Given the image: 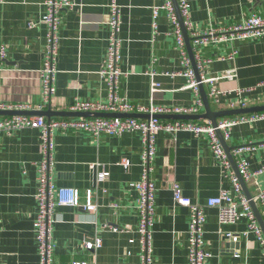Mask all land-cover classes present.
<instances>
[{"label": "crops", "instance_id": "obj_1", "mask_svg": "<svg viewBox=\"0 0 264 264\" xmlns=\"http://www.w3.org/2000/svg\"><path fill=\"white\" fill-rule=\"evenodd\" d=\"M43 1L0 0V48L3 47L5 52V58H0V104L12 107L28 104L34 109L43 103L39 73L46 44V28L40 22L45 15ZM72 1L74 10L60 13L55 92L50 105L43 111L69 112V106L76 101L108 103V85L98 73L110 35V0ZM186 1L190 22L199 31L238 26L250 15L264 17V0ZM116 4L119 68L126 74L119 79L118 95L143 107L151 104L178 108L193 106L196 95L186 88L180 51L169 35L170 24L163 12L157 18L158 35L152 41V7L160 5L161 0H116ZM29 22L33 27L29 28ZM231 48L237 51L234 59L222 60L220 57ZM198 50L203 59L210 61L205 69L206 77L215 78L230 70L236 75L233 79L215 83L219 90L230 94L222 96L219 105H213L208 99L212 111L235 110L228 109V103L238 99L236 89H252L242 96L247 101L264 96V88L258 87L264 82V37L234 42L231 46L210 44ZM150 69L156 72L154 81L159 84L154 94L146 74ZM163 73L181 75L170 77ZM203 88L207 95V87ZM261 105L264 101L250 104V107ZM13 112L0 111V118L10 117ZM34 112L38 111L24 113L37 116ZM203 113L202 105L197 115ZM43 117L46 120L64 118ZM74 118L78 117H65ZM136 119L148 117L137 114ZM261 140H264V122H257L234 127L225 143L231 148ZM52 141L55 185L77 190L81 202L85 192L91 190L97 205L93 214L82 208H56L52 264H140L138 193L131 186L141 176L140 134L102 136L96 141L82 131H55ZM242 157L248 161L251 171L264 167V150ZM121 159L128 160L130 165L127 168L119 166ZM40 160V130L22 129L10 136L0 133V264H39L34 222L38 210L35 194ZM101 171L109 175L103 183L96 184L95 175ZM152 180L155 183V210L151 228V264H187L188 215L185 208L174 204L171 181L179 184L185 197L200 205L217 197L222 189L232 197L235 192L229 180L224 178L211 153L209 138L204 134L179 132L174 141L168 134L159 133L155 137ZM256 182L263 186L264 174L257 176ZM247 190L254 195V186L247 185ZM205 215L203 240L205 250L210 254L205 264H264V248L255 234L244 235L247 231L245 219L221 226L217 208H206ZM113 228L119 231H113ZM219 232L239 238L231 241ZM95 237L101 239V247L85 250L83 244Z\"/></svg>", "mask_w": 264, "mask_h": 264}, {"label": "built area", "instance_id": "obj_2", "mask_svg": "<svg viewBox=\"0 0 264 264\" xmlns=\"http://www.w3.org/2000/svg\"><path fill=\"white\" fill-rule=\"evenodd\" d=\"M176 3L179 15L183 21V26L190 40L193 59L195 61L196 71L198 72V81L191 67L178 16L172 0H161L160 5L152 7V41H154L158 35L157 18L160 12H163L170 24L171 32L169 35L174 38L177 48L180 51L181 64L185 68L182 76L187 78L186 88L192 90L196 95L193 106L178 108L159 107L151 104L148 107H143L131 104L125 98H121L118 95L119 79L122 76H126V74L119 68L118 50L120 41L117 37L119 26L118 6L116 0H110V14L108 18L110 35L106 47L105 59L98 73L108 85V103L76 101L69 106L68 110L71 113L146 114L148 119L78 117L74 119L59 118L46 120L43 116L29 115H12L10 117L0 118V133L7 136L13 135L22 129L40 130L41 160L37 169L38 187L35 194L38 210L34 222V229L38 242L39 264H52L54 250L52 232L53 226L56 223L55 210L57 207L82 208L89 214H93L97 209L91 190L85 192L84 200L81 202L77 190L55 185L52 179V153L54 147L52 138L55 131H82L90 135L96 141L102 136L119 137L128 132H137L140 134L142 145L141 176L136 183L131 184L138 193L136 211L138 216L137 232L140 236L141 243L139 254L140 264H151V228L153 226L155 210V183L152 180V173L155 155V137L161 132L168 134L174 141L176 134L179 132H189L196 136L206 135L209 138L211 153L219 163L224 178L229 180L235 192V197H232L227 190L222 189L217 197L210 198L204 205H200L193 203L189 198L185 197L179 184L175 181H171L170 188L173 202L175 205L185 208L188 215L187 264H205L210 257V254L205 250V243L203 240L206 208L218 209V223L221 226L233 225L245 219L247 221V231L244 235L248 232L255 234L257 240L264 248V236L251 209L250 200L243 194L239 179L232 170L231 163L217 136V132H219L224 142H227L230 138L231 130L234 127L264 122V112L221 118L217 120L215 127H212L208 122L199 124L193 121H163L160 119V116L197 115L199 108L203 105L199 97L200 85L207 87V99H209L213 105H219L221 97L229 95L230 92L219 90L215 83L219 80L235 78V72L234 70H230L226 74L215 78L206 77L205 69L210 61L201 57L198 48L217 43H221L224 46L229 44L231 46L234 42H248L260 39L264 37V17L250 15L238 26L199 31L193 28L190 22L188 2L186 0H176ZM43 6L45 8V15L40 19V22L44 24L46 28V44L42 67L39 70L43 103L34 109L28 104L13 107L0 104V111L2 112H27L31 110L41 112L51 103L55 92L54 81L56 75V61L59 52L58 30L62 21L60 13L62 11H73L74 3L72 0H44ZM28 26L29 28L33 27V23L29 22ZM236 53L237 51L231 48L227 54L220 58L224 61H232ZM0 58H5L3 47L0 48ZM146 74L150 77V91L154 94L159 88V84L154 81V77L157 76V74L152 69L148 70ZM162 75L174 77L181 74L163 73ZM258 87L264 88V82H261ZM250 91H252V89H236L235 94L238 99L229 102L228 109H245L250 107V104L264 101V96H259L257 99L251 101L243 99V94ZM260 150H264V140L250 141L232 146L230 155L245 185H252L255 187V193L251 196V201L255 204L256 208H258L264 223V185L259 186L256 182V177L264 174V167L256 171H251L248 161L242 157L243 154H252ZM118 165L127 168L130 163L126 159H121ZM108 175L106 171L96 173L95 183H103ZM112 230L119 231L118 228H113ZM219 233L221 234L222 232ZM222 236L231 241H237L239 238V236L232 234H223ZM101 244V239L95 237L93 241L85 242L83 247L87 251H92L99 249Z\"/></svg>", "mask_w": 264, "mask_h": 264}, {"label": "water", "instance_id": "obj_3", "mask_svg": "<svg viewBox=\"0 0 264 264\" xmlns=\"http://www.w3.org/2000/svg\"><path fill=\"white\" fill-rule=\"evenodd\" d=\"M173 5L175 7L176 14L178 16L179 24L181 27V31L183 34V38L185 41V47L188 53V57L191 62L192 69L195 74V78L198 81V72L196 71L195 61L193 59L192 49L190 45V40L188 38L187 32L183 26V21L179 15V10L177 7L176 0H172ZM199 92L201 95L202 103L204 106V113L201 115H194V116H182V115H173L169 117L160 116V119L167 118L169 120H180V121H208L212 127L216 126V120L219 118L229 117V116H235V115H246V114H252V113H258V112H264V105L261 106H253L245 109H235V110H226V111H212L210 108L208 99L206 97V94L204 92V88L202 85L199 86ZM37 116H45L51 118V116H57V117H84V118H93V117H102V118H137V114H105V113H71V112H53L51 110L41 111V112H34ZM30 113H24V112H13L12 115H29ZM148 117V116H147ZM217 136L221 142V145L228 157V160L231 163L232 169L235 173V175L238 177L240 185L242 187L243 194L245 197L250 200V206L251 209L255 215L256 221L258 225L261 228L262 234L264 235V223L263 220L259 214V211L257 210L255 204L251 201V195L247 190V186L241 179V177L238 174L236 165L234 163L233 158L230 155L231 148L227 146V144L224 142V140L221 137V134L217 132Z\"/></svg>", "mask_w": 264, "mask_h": 264}, {"label": "trees", "instance_id": "obj_4", "mask_svg": "<svg viewBox=\"0 0 264 264\" xmlns=\"http://www.w3.org/2000/svg\"><path fill=\"white\" fill-rule=\"evenodd\" d=\"M197 123L202 124L203 122H202V121H199V122H197Z\"/></svg>", "mask_w": 264, "mask_h": 264}]
</instances>
